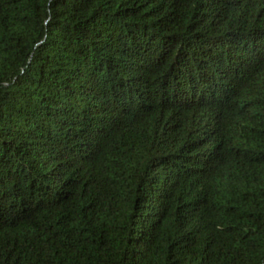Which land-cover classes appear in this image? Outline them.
Here are the masks:
<instances>
[{"label": "trees", "instance_id": "obj_1", "mask_svg": "<svg viewBox=\"0 0 264 264\" xmlns=\"http://www.w3.org/2000/svg\"><path fill=\"white\" fill-rule=\"evenodd\" d=\"M0 264H264V0H0Z\"/></svg>", "mask_w": 264, "mask_h": 264}]
</instances>
